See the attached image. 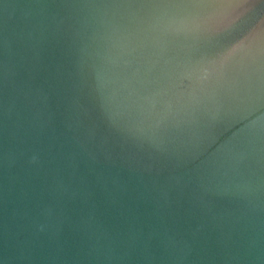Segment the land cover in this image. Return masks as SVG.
Masks as SVG:
<instances>
[{"label": "water", "instance_id": "water-1", "mask_svg": "<svg viewBox=\"0 0 264 264\" xmlns=\"http://www.w3.org/2000/svg\"><path fill=\"white\" fill-rule=\"evenodd\" d=\"M0 264H264V0H0Z\"/></svg>", "mask_w": 264, "mask_h": 264}]
</instances>
